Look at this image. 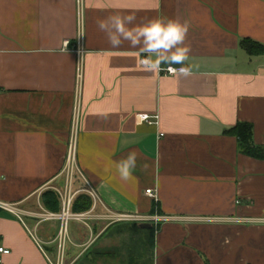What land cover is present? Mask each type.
I'll list each match as a JSON object with an SVG mask.
<instances>
[{
	"label": "crops",
	"instance_id": "crops-1",
	"mask_svg": "<svg viewBox=\"0 0 264 264\" xmlns=\"http://www.w3.org/2000/svg\"><path fill=\"white\" fill-rule=\"evenodd\" d=\"M131 13L189 22V59L161 68L190 66V76L145 71L139 49L110 47L97 20ZM245 38L264 44V0H0V201L25 212L0 208V247L11 250L0 264L93 263V249H122L127 236L143 246L153 228V264H264V225L248 222L264 216V159L228 133L249 122L264 145V54H249ZM74 139L73 189L95 190L93 214L173 219L151 229L70 219L64 232L41 195L64 189ZM131 152L124 181L117 165Z\"/></svg>",
	"mask_w": 264,
	"mask_h": 264
},
{
	"label": "clouds",
	"instance_id": "clouds-1",
	"mask_svg": "<svg viewBox=\"0 0 264 264\" xmlns=\"http://www.w3.org/2000/svg\"><path fill=\"white\" fill-rule=\"evenodd\" d=\"M99 31L105 34L108 44L113 49L121 48L127 43L129 48L139 49L145 56L141 65L145 71L157 73L163 64L184 65L189 59L190 46L185 44L190 24L187 21L166 17H156L137 22L135 13L109 15L97 20ZM83 35V31H81ZM174 75L188 77L192 74L190 66L172 69ZM138 156L135 152L128 154L117 165L120 178L124 181L132 179L137 168ZM149 165H142L147 171ZM235 222H239L237 218ZM249 223L264 225V216L251 217Z\"/></svg>",
	"mask_w": 264,
	"mask_h": 264
},
{
	"label": "built area",
	"instance_id": "built-area-1",
	"mask_svg": "<svg viewBox=\"0 0 264 264\" xmlns=\"http://www.w3.org/2000/svg\"><path fill=\"white\" fill-rule=\"evenodd\" d=\"M143 59V58H142ZM180 67L176 66H167L165 68H162L160 72L165 73L166 75H174L172 72V69H178ZM76 114L78 115V110L76 111ZM138 121L140 123L147 122L149 124H159L160 122V117L158 114L156 115H150L147 113H139L137 115ZM77 124H78V116L76 117L75 123H74V133L76 132L77 129ZM163 135V134H161ZM73 137H76V133ZM75 172H76V150H75V139L71 143L68 158H67V163L64 168V173H65V183H64V189L60 190L56 188L58 193L60 194L61 200H62V205H63V210L61 213H56V212H49L46 214L48 219L52 218H60L63 221L64 224V232L66 231V224L70 219H76V220H86L91 217H96V218H105L110 221V223H116V222H136V223H144V222H149L153 223L154 225H158L160 221L163 219L165 220H170L173 219L172 217H166L162 218L158 215H145V214H134V213H124V212H117L113 211L110 209H107V212L102 214V215H97L93 214L94 210L97 209L98 207V197L95 192V190L89 186L88 188H85L84 191H86L88 194H90L93 198V206L91 210L89 211H84V212H72L71 211V205L72 202L77 195V191H74L73 189V183H74V177H75ZM146 193L153 197L154 199H158V194L157 191L154 189H147ZM0 208L14 211L16 212L17 216L19 218H23L25 212L22 210H19L16 205L7 203V202H2L0 201ZM11 250L5 247H0V253L2 255L9 254ZM3 261V257H0V263ZM58 264H62L59 262Z\"/></svg>",
	"mask_w": 264,
	"mask_h": 264
},
{
	"label": "trees",
	"instance_id": "trees-1",
	"mask_svg": "<svg viewBox=\"0 0 264 264\" xmlns=\"http://www.w3.org/2000/svg\"><path fill=\"white\" fill-rule=\"evenodd\" d=\"M244 49L251 55L264 54V44L253 40L251 38H245L241 41ZM228 133L235 135L238 139L240 150L254 158L264 159V145H258L253 140V125L249 122H238L235 126L228 129ZM41 200L46 209L52 212L59 213L62 210V201L60 194L57 190L49 188L45 190L41 195ZM92 197L82 192L77 194L72 202V212H84L92 207ZM149 236V246L153 249L154 245V228L151 230Z\"/></svg>",
	"mask_w": 264,
	"mask_h": 264
},
{
	"label": "rangeland",
	"instance_id": "rangeland-1",
	"mask_svg": "<svg viewBox=\"0 0 264 264\" xmlns=\"http://www.w3.org/2000/svg\"><path fill=\"white\" fill-rule=\"evenodd\" d=\"M124 235H130V233L125 231ZM121 241L123 243L119 242L118 245L120 244L126 245V246H122V249H125V253H120V251L122 250L120 248L121 246L116 249L117 250L116 253H114L116 251L114 250V248H110L108 249L109 251L107 250L106 253L101 252L99 253V255H97L98 249L96 250L93 249L91 253L94 255L95 260L97 258L98 260L88 264H121L123 260H121L120 257H123V259H125L126 257L128 259L131 258V260L128 263L124 260L125 263L123 264H153V251L152 248L149 246L148 241L143 246L140 245L139 241H136L134 239L130 240L128 236L126 237L125 240H121Z\"/></svg>",
	"mask_w": 264,
	"mask_h": 264
},
{
	"label": "water",
	"instance_id": "water-1",
	"mask_svg": "<svg viewBox=\"0 0 264 264\" xmlns=\"http://www.w3.org/2000/svg\"><path fill=\"white\" fill-rule=\"evenodd\" d=\"M141 228H144V229H151L152 228V224L151 223H148V222H144L140 225Z\"/></svg>",
	"mask_w": 264,
	"mask_h": 264
}]
</instances>
